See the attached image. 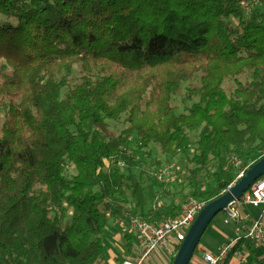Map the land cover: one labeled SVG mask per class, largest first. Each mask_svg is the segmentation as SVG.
<instances>
[{
	"label": "trees",
	"instance_id": "16d2710c",
	"mask_svg": "<svg viewBox=\"0 0 264 264\" xmlns=\"http://www.w3.org/2000/svg\"><path fill=\"white\" fill-rule=\"evenodd\" d=\"M0 107V264H96L108 214L146 206L133 138L174 156L198 129L190 177L219 164L206 205L264 145V0H0Z\"/></svg>",
	"mask_w": 264,
	"mask_h": 264
},
{
	"label": "rangeland",
	"instance_id": "374dc122",
	"mask_svg": "<svg viewBox=\"0 0 264 264\" xmlns=\"http://www.w3.org/2000/svg\"><path fill=\"white\" fill-rule=\"evenodd\" d=\"M253 7L262 8L263 6L260 3L249 4L244 7V10L248 12ZM251 79L252 76L250 73L238 78L242 83ZM197 85V78L190 82H184L180 89L173 94L172 105L176 107L178 113L187 112L191 102L185 96L186 90L188 87ZM224 88L227 92L232 91L235 88L233 79H227L224 82ZM3 120L4 112L0 107V127ZM107 122V134L112 137L118 135L126 127L124 116L118 121ZM188 134L190 138L189 147L174 156L162 154L161 150L155 145H150L147 149H139L138 139L133 138L131 140L128 152L134 157L137 163L134 172L139 177L144 188L146 206L143 212H139L132 203H129L123 212L108 214V224L103 239L106 238L104 241L106 242L107 240L108 242L105 243L107 249L111 245L116 246L113 253L119 255L118 257L121 260L124 259L122 254L127 252L129 247H132L129 240L125 238V234L129 235L127 225L133 215L148 221L164 222L181 213L190 199L206 202L197 196L215 187V175L219 171L217 159L212 158L208 166L195 179L190 177V170L194 166L189 160L195 153L199 130H190ZM261 155H264V145L260 148L257 155L246 152L239 157L228 158V163H239L238 168L231 165L233 175L235 176L240 169L249 167L254 159ZM120 169L124 171L122 166H120ZM68 172L75 173V170L69 167ZM171 206L174 207L173 211L171 210ZM237 211L240 216V224L238 225L232 221L229 224L225 223V220L229 219L225 211H221L215 216L203 234L190 264H194L198 257H204L206 252L216 254L221 248L220 246L235 238L238 229L240 231L242 225H247L251 219H257L261 213L260 209L248 205L238 207ZM112 229L116 231L113 232L115 235L114 244H110V238L107 235ZM116 234H119L120 237H116ZM243 247L246 248L241 243L237 250L239 255L245 258L244 264H264V250L261 247L256 249V257L262 262L254 260L251 252L247 248L242 250ZM175 255H167L164 258V264H170ZM143 264H158V258L152 257Z\"/></svg>",
	"mask_w": 264,
	"mask_h": 264
},
{
	"label": "built area",
	"instance_id": "2783aa9c",
	"mask_svg": "<svg viewBox=\"0 0 264 264\" xmlns=\"http://www.w3.org/2000/svg\"><path fill=\"white\" fill-rule=\"evenodd\" d=\"M238 164V162L229 163V165H234L236 168H238ZM247 170L248 167L240 169L234 181L224 192L234 186ZM242 205L260 209L259 217L253 219L245 231L238 233L233 240L222 245L216 254L206 253L203 257V264H229L231 258L239 255L236 249L238 243L251 242L256 247H261L264 250V177L257 180L247 192L228 206V211L225 212L228 214L229 219H226L225 223L229 224L232 221L238 224L240 222L237 208ZM205 206L206 202L204 201L190 199L180 215L164 221L159 226L139 216L131 217L129 226L139 239V249L134 257L126 259L122 264H143L150 260L162 246L168 248L170 241L175 245L174 247L170 246L168 251L176 254L197 215Z\"/></svg>",
	"mask_w": 264,
	"mask_h": 264
},
{
	"label": "water",
	"instance_id": "95a60500",
	"mask_svg": "<svg viewBox=\"0 0 264 264\" xmlns=\"http://www.w3.org/2000/svg\"><path fill=\"white\" fill-rule=\"evenodd\" d=\"M264 176V156L249 168L245 175L221 197L207 204L197 215L180 245L172 264H189L207 227L221 211H228V206L238 200L250 187Z\"/></svg>",
	"mask_w": 264,
	"mask_h": 264
},
{
	"label": "crops",
	"instance_id": "0c3cea01",
	"mask_svg": "<svg viewBox=\"0 0 264 264\" xmlns=\"http://www.w3.org/2000/svg\"><path fill=\"white\" fill-rule=\"evenodd\" d=\"M236 176V175H235ZM235 178V177H234ZM184 210V209H183ZM182 213V212H181ZM181 213H179L178 215H180ZM178 215H176V216H178ZM175 216V217H176ZM253 219H251V220H249L248 221V224L247 225H242L241 226V229H240V231H239V229H238V232L236 233V235L239 233H242L243 231H245V229H246V227H248L249 226V224L251 223V221H252ZM148 221V220H147ZM150 223H154L155 225H157V226H159V225H161L163 222H161V223H158V222H156V221H149ZM237 224V223H236ZM238 224H240V222L238 223ZM237 224V225H238ZM127 227H128V234L129 235H127V234H125V238H127L128 240H129V242H130V245L132 246V247H129L128 248V251L127 252H125L124 254H122L123 255V257H124V259L123 260H121L118 256L119 255H116V254H114L113 253V250L114 249H116V246L115 245H111L108 249L106 248V242H107V240H106V242L104 241L106 238H104L103 239V243H104V251H105V254H104V258L103 259H101V260H99L96 264H122V262L123 261H125L126 259H129V258H132V257H134L136 254H137V252H138V249H139V239H138V237H137V235L132 231V229H131V227L129 226V223H128V225H127ZM113 232H116V231H114L113 229H112V231L111 232H108L107 233V235H108V237L110 238V244H114V233ZM127 236H129V238H131V239H129ZM116 237H120L119 236V234H116ZM236 237V236H235ZM233 240V239H232ZM231 241V240H230ZM229 241V242H230ZM108 243V242H107ZM228 243V242H227ZM240 244L241 243H239V246H240ZM244 244V246L247 248V246H246V243H243ZM174 243L172 242V241H170L169 242V244H168V248L166 247V246H162L160 249H158V251L153 255V257H157L158 258V264H164L165 262H164V258L167 256V255H171V256H173L174 254H175V252H172V253H169V251H168V249H170L169 247L170 246H173L174 247ZM222 245V244H221ZM238 246V247H239ZM221 247V246H220ZM237 247V248H238ZM172 248V247H171ZM236 248V249H237ZM246 248H242V250H245ZM258 248V247H257ZM248 249V248H247ZM238 251V250H237ZM206 253H208V252H206ZM118 254H120L119 252H118ZM244 261H245V258L244 257H241V255H238V257H235V258H231L230 260H229V264H244ZM194 264H203V257H198V259H196V261L194 262Z\"/></svg>",
	"mask_w": 264,
	"mask_h": 264
}]
</instances>
